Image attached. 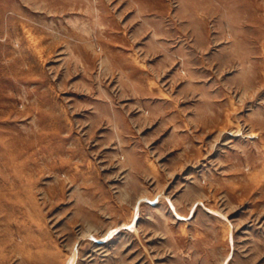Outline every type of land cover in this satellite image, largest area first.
I'll list each match as a JSON object with an SVG mask.
<instances>
[{"label":"rangeland","instance_id":"rangeland-1","mask_svg":"<svg viewBox=\"0 0 264 264\" xmlns=\"http://www.w3.org/2000/svg\"><path fill=\"white\" fill-rule=\"evenodd\" d=\"M0 264H264V0H0Z\"/></svg>","mask_w":264,"mask_h":264}]
</instances>
